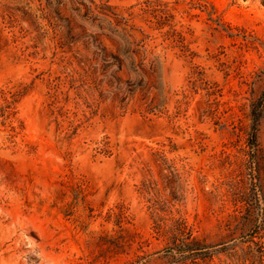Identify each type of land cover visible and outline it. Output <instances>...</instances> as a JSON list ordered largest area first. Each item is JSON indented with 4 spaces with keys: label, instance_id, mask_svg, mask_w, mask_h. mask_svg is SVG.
I'll use <instances>...</instances> for the list:
<instances>
[{
    "label": "rangeland",
    "instance_id": "374dc122",
    "mask_svg": "<svg viewBox=\"0 0 264 264\" xmlns=\"http://www.w3.org/2000/svg\"><path fill=\"white\" fill-rule=\"evenodd\" d=\"M0 264H264V0H0Z\"/></svg>",
    "mask_w": 264,
    "mask_h": 264
},
{
    "label": "trees",
    "instance_id": "16d2710c",
    "mask_svg": "<svg viewBox=\"0 0 264 264\" xmlns=\"http://www.w3.org/2000/svg\"><path fill=\"white\" fill-rule=\"evenodd\" d=\"M256 130H257V128L255 127V132H253V135H255V136H256Z\"/></svg>",
    "mask_w": 264,
    "mask_h": 264
}]
</instances>
